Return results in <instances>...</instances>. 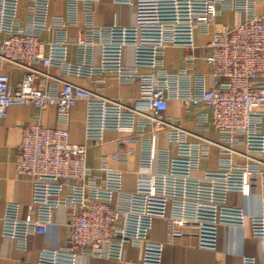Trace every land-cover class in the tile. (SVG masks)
I'll return each instance as SVG.
<instances>
[{
    "label": "built area",
    "instance_id": "2783aa9c",
    "mask_svg": "<svg viewBox=\"0 0 264 264\" xmlns=\"http://www.w3.org/2000/svg\"><path fill=\"white\" fill-rule=\"evenodd\" d=\"M53 0H29L25 23L19 19L20 0H0V118L14 105L43 111L55 106L57 124L32 116L20 125L17 177L31 184L26 215L7 202L2 234L21 249L34 233H44L54 211L68 208L69 235L64 245L43 248L34 263L76 264L80 257L121 260L125 264H162L167 242L193 235L198 247L216 249L219 228L249 224L251 235L264 238V15L263 0H113L134 7L135 22L98 26V0H65V12L51 14ZM225 11L238 15L234 25L218 23ZM84 25L77 35L68 28ZM43 31L52 34L45 42ZM198 34L210 36L209 51L200 59L209 71H194ZM75 45L76 61H69ZM100 46V59L93 61ZM133 48L126 64L124 50ZM169 46L191 49L186 65L169 71ZM5 64L22 73L12 83ZM59 69L56 75L50 69ZM114 74L119 82L139 85L138 96L126 103L103 96L63 77L75 76L91 85L97 76ZM86 103L85 142L71 140V109ZM170 101L195 109L194 130L180 117L168 115ZM115 131L120 149L87 165L88 148L102 145L105 132ZM213 131L210 136L206 132ZM165 133L166 145L160 143ZM218 153L215 169L201 170L203 159ZM138 152L134 189L124 188V171L111 166L128 162ZM260 189L262 212L247 215L228 202V195H248ZM156 218L167 223V239L153 240ZM141 250L135 260L124 258L125 245ZM242 264H257L245 255Z\"/></svg>",
    "mask_w": 264,
    "mask_h": 264
},
{
    "label": "crops",
    "instance_id": "0c3cea01",
    "mask_svg": "<svg viewBox=\"0 0 264 264\" xmlns=\"http://www.w3.org/2000/svg\"><path fill=\"white\" fill-rule=\"evenodd\" d=\"M65 0H53L50 7L51 14H62L65 12ZM29 0H20L19 19L25 23L28 13ZM257 12L264 15V0L257 4ZM84 14L80 13L78 24L68 28L70 35H77L78 30L84 25ZM238 20V15L232 11H225L217 18L218 23L234 25ZM94 22L98 26H109L114 23L129 26L135 22L134 7L129 4H117L113 0H98L94 4ZM6 36L0 34V39ZM52 34L43 31L42 40L47 42ZM199 47L193 50L195 56L194 71L208 72L209 67L200 59V56L209 50L204 45L210 40V36L198 34L196 37ZM191 49L180 46H169L165 52V65L169 71H177L186 65V55ZM69 61H76L77 50L75 45L69 47ZM100 59V46L94 48L93 61L98 63ZM124 60L126 64L133 62V48L126 46L124 50ZM4 71L11 75L12 83L18 82L22 73L13 70L9 64H5ZM50 71L56 75L62 74L59 69L53 68ZM63 77L73 83L92 86L97 93L110 98H117L126 103H131L132 99L139 94V85L134 83L119 82L114 74H104L96 77V81L89 84L88 80L81 77ZM86 103L79 101L72 109L70 122L68 124L71 140L78 143L85 142L84 118ZM168 115L180 117L181 125L189 130H194V120L197 116L195 109L184 110L178 101H170L167 112ZM32 116H41L47 125L57 124L56 107H47L43 111L29 105L10 107L8 115L0 118V264H22L34 263L38 258V253L43 248H56L65 244L69 235L68 208L61 206L54 211L53 221L44 233H34L29 236L27 246L21 249L16 239L6 237L2 234V219L7 202H15L19 205V212L24 216L29 211L31 202V184L29 181L17 177L15 161L17 156V146L21 140L20 125ZM206 134L213 136L211 130ZM118 134L115 131L105 132V142L102 145H95L88 148L87 165L96 168L99 165L100 157L103 154H110L120 149V145L115 141ZM165 133H161L160 143L166 145ZM218 153L214 148L211 155L201 162V170L215 169L218 164ZM138 152L130 155L128 162H113L111 166L124 171V188L127 191L134 189L135 172L137 170ZM228 202L231 205L241 207L247 215H260L262 212V200L260 189L256 188L248 195L231 192L228 195ZM153 240L167 239V223L164 219L156 218L150 231ZM245 255L256 257L257 264H264V238H256L251 235L250 226L227 224L219 228L218 243L216 249L200 248L193 235H185L172 242H167L163 251L162 264H242ZM141 256L138 247L126 244L124 258L135 261ZM76 264H125L121 260L85 256L80 257Z\"/></svg>",
    "mask_w": 264,
    "mask_h": 264
}]
</instances>
